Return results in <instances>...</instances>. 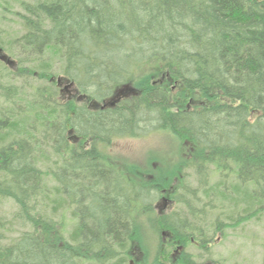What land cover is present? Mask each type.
I'll return each instance as SVG.
<instances>
[{"label":"trees","instance_id":"trees-1","mask_svg":"<svg viewBox=\"0 0 264 264\" xmlns=\"http://www.w3.org/2000/svg\"><path fill=\"white\" fill-rule=\"evenodd\" d=\"M31 1L16 12L25 33L0 39L19 61L0 67V200L12 198L15 220L30 226L7 242L16 228L0 224V264H126L149 221L189 242L188 218L137 217L151 183L131 164L117 170L111 144L100 149L151 129L180 142V160L155 170L157 183L192 167L196 202L198 191L209 196L201 178L217 182L221 210H231L221 232L264 227V0ZM55 66L94 99L123 97L104 110L61 103ZM69 127L91 145L72 143Z\"/></svg>","mask_w":264,"mask_h":264},{"label":"rangeland","instance_id":"rangeland-1","mask_svg":"<svg viewBox=\"0 0 264 264\" xmlns=\"http://www.w3.org/2000/svg\"><path fill=\"white\" fill-rule=\"evenodd\" d=\"M31 2H35V0H32ZM16 12L23 13V7H21L20 5V0H7V5H0V39L3 43L4 41H11L15 37L21 36L25 33V28L22 24L21 16ZM119 49L115 47L114 50ZM5 51L12 57V59H15V66L18 67V58L6 49ZM108 56L112 57L113 60H115V58L122 60V56L114 53H110L108 54ZM6 66L7 65L0 60V67ZM55 69H57V75H61L67 78L66 74L63 71H59L61 69L59 68V66H55ZM13 70L17 69L14 68ZM77 72L82 73L81 71ZM113 74L117 75L120 73ZM115 75L113 77L114 79L120 78L115 77ZM52 77L54 76L52 75L51 78ZM64 86L66 87V85H62L61 87L58 86L60 95L59 99L62 100L60 101L61 103L63 101H68L69 99V93L67 91L62 90L61 92V89H64ZM75 87L81 93H86L81 90L77 83ZM72 91L74 92V90ZM95 98L98 101L102 100L98 97ZM89 102L90 101H85V99H82L78 102L79 104H76L87 105ZM25 103L26 102H24V104ZM3 134H6L7 139L9 135L6 133V131L3 132ZM10 138L11 137H9V140ZM110 153L118 157V167L124 166L125 164H131V167L134 171L140 170V168H148L152 171H155L157 168L166 169V167L172 166L175 161L180 160L178 138L174 133L172 134L167 130L154 131L151 129V131L147 132L145 135L142 136L121 137L119 139H116L113 141V144L110 147ZM50 160H52V157H46L45 161ZM104 161L109 162V160H107L106 158H104ZM115 168L118 170L117 167ZM190 168H187L190 174V181L194 182V173L190 170ZM195 168L198 169V167ZM174 178H176V180H178L184 188H188L187 184L181 178L180 171L176 172V176ZM226 183L228 187L231 185L230 180H226ZM216 184L217 182H209V184L205 186V183H203L200 178V185L204 186L206 192L209 193V196H207V200L204 205H212L216 203L217 206L221 209L220 202L222 201V199L216 197V192H214L211 188L214 187V185ZM191 185L194 186L195 184L191 183ZM162 195V191L161 194H153L151 192V195L148 194V196L144 197L143 199L145 203L140 209V211H138L137 217L144 218L150 216L152 214V209L156 211V204H158V202L161 200ZM182 197L183 194L180 192L173 193L172 195V198L177 201L181 200ZM185 198L187 201V212L178 215L172 220L185 221L186 218H188V222L194 227V230L187 233L188 238L193 237V233L197 232L200 233L201 239L204 238L209 241V243L205 247H203L201 245L200 239L199 247L203 250L196 247L195 243L187 245L186 252L189 254L190 260L188 262L179 261L177 262V264L180 262V264H202L209 258L218 261L219 264H262L264 253V249L262 246L264 242V227L262 223L255 224L252 221L251 223L241 224L234 228H227L223 232L220 231L221 238H218V236H220L219 230L223 228L222 222L223 220H225V213L231 212V210L229 208H225L224 210L227 209L228 211L219 210L205 215L202 210V206H198L196 204V199L192 190L186 191ZM182 207V204H176L173 207H169L170 210H168L166 213H182ZM19 209V205L12 198H3L2 200H0V224L3 225L5 228L10 227L11 225H14L13 227L16 228L15 231L8 232L6 239H3L7 242H9L12 238L16 237L17 235H20L23 230H30V226L28 224L24 225L23 220H15V216L18 215ZM177 209H180V211ZM61 215H64V217L69 218L71 214L70 212H65L64 214L60 213L58 214L56 219H58V217H60ZM208 224L212 225V230L206 233L205 229ZM74 225L75 222L70 223L68 229H72ZM214 225L218 230L215 231ZM167 229L168 228L166 227V229L162 228L159 230H155L148 222H146L144 228H142L141 230L138 229L137 236L140 240V244H137L138 249L136 250L138 256L133 255L134 252L129 253L126 264H129L130 261L133 264H169V260L171 258L169 256L170 252H159L162 247L165 248V246L167 245L163 241V234L167 231ZM1 230L2 229H0V231ZM213 240H216L218 244L214 243L215 245L213 244L212 246H209ZM206 247H209V251L205 249ZM135 248L136 244H133L132 249ZM122 249L124 248H120V252H118L119 257L125 256V253H122L124 251ZM114 257V260H112L113 262L116 261V257H118V255ZM186 257L187 256L184 254L183 259ZM123 264L125 263L123 262Z\"/></svg>","mask_w":264,"mask_h":264},{"label":"flooded vegetation","instance_id":"flooded-vegetation-1","mask_svg":"<svg viewBox=\"0 0 264 264\" xmlns=\"http://www.w3.org/2000/svg\"><path fill=\"white\" fill-rule=\"evenodd\" d=\"M62 85H66V84H64V82H63L60 85V87ZM69 88L70 87H65L64 86V89H61V92H62V90H65V91H67L69 93V97H68L69 98L68 99L69 102L72 101L74 103L79 104L78 102L81 101L82 99H85V101L92 100V97H90V98L89 97H86V94L81 93L76 87L71 86V89H69ZM72 90H74V92ZM116 94L114 95V97L116 96V98L118 99L117 102L119 103L121 97L119 95H116ZM81 105H83V104H81ZM102 106H103V104H99L98 105V108L99 109H102V110L109 108V107H102ZM68 130H69L68 131L69 138H70L71 142L74 143L75 145H82V146H87V147H89L91 145V140H86V141H83L81 143L80 141L82 140V138L78 134H76V132L74 131L73 128H70ZM118 137L119 136L114 137L112 139V141H110L109 143H104V145L101 146L100 149H102L104 146H106L108 144H111L112 145L114 140L119 139ZM114 160L116 162H118V158L117 157L114 158ZM116 167L118 168V165H116ZM142 170H144V169H141L140 168V170H138V172L135 173V174H137L138 176L144 177L145 179H148L149 180V183H151V186H150V188H148V187L147 188L150 189V191L153 194L154 193H160L161 194V191H162V194H163L162 197H161V200L158 202V204H156V211L152 209V211L158 217V219L165 218V221H166V219L169 221V218L172 220L173 218L177 217L178 215L184 214V213L187 212V205H186V206H184L182 208V213H177V212H172L171 214H167L166 213L168 210H170L169 207H173L174 205L178 204V201L172 198L173 193L180 192V193L183 194V196H186V190H185V188L181 185V183L178 180H176V178H173L170 181L169 184H167V185L164 184L166 187H160V184L157 183L156 180H155V172L154 171H152V170H150L148 168H145L146 171H142ZM185 177L186 178L189 177V173L188 172L181 173V178L184 179ZM184 182L187 184V186L189 188L190 184L187 181H184ZM114 191H115V189H111V192H114ZM177 210L180 211V209H177ZM202 210L205 213V215H208L209 213L219 211L220 208L215 203L213 206H207V205L204 206V205H202ZM211 227H212V225L208 224V226L205 229V232L208 233V231L212 230ZM214 229H215V231L218 230L215 227V225H214ZM190 231H191L190 228L189 229H186V234L189 233ZM193 235H194L193 237H190L189 238V242L188 241L182 242L171 231V229H168V231H166L163 234V237H164L163 238V241L167 244L165 246V251L168 253L167 250L168 249L171 250L170 251V254H169V256L171 257L170 260H169V264H177V262H179V261H181V262H188L190 260V256L186 252L187 245H190L191 243L192 244L195 243L196 244V247L200 248L199 247V242H200L199 236H200V233L195 232V233H193ZM219 235L220 236H218V238H221V232H220V230H219ZM208 243H209V241H208ZM214 243H217V241L216 240H213L210 243L209 246H212ZM137 249H138V245H136V248L135 249H132V247H131L130 253H133L134 252L133 255L138 256V253L136 252ZM200 249L203 250L202 248H200ZM205 249L209 251V247H206ZM184 254L187 257L183 259ZM180 263H178V264H180ZM129 264H133V263L130 261ZM202 264H219V262L218 261H215V260H212V259L209 258L208 260H206Z\"/></svg>","mask_w":264,"mask_h":264},{"label":"water","instance_id":"water-1","mask_svg":"<svg viewBox=\"0 0 264 264\" xmlns=\"http://www.w3.org/2000/svg\"><path fill=\"white\" fill-rule=\"evenodd\" d=\"M0 58L1 59H7V56L6 55H1V49H0ZM7 61H8V63L10 64V65H13V63H14V61L13 60H9V59H7ZM61 81V78H58V82H60Z\"/></svg>","mask_w":264,"mask_h":264}]
</instances>
